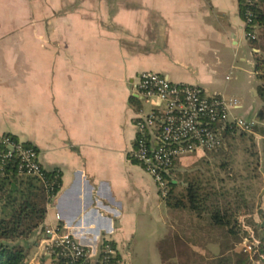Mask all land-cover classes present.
I'll list each match as a JSON object with an SVG mask.
<instances>
[{
  "label": "crops",
  "instance_id": "1",
  "mask_svg": "<svg viewBox=\"0 0 264 264\" xmlns=\"http://www.w3.org/2000/svg\"><path fill=\"white\" fill-rule=\"evenodd\" d=\"M255 38L252 47L237 0H0V136L60 174L40 231L70 233L94 264L103 244L113 264H132L134 242L169 227L165 200L132 157L137 77L237 101L220 73L241 50L240 62L264 59V28ZM262 111L244 119L264 128Z\"/></svg>",
  "mask_w": 264,
  "mask_h": 264
},
{
  "label": "trees",
  "instance_id": "2",
  "mask_svg": "<svg viewBox=\"0 0 264 264\" xmlns=\"http://www.w3.org/2000/svg\"><path fill=\"white\" fill-rule=\"evenodd\" d=\"M237 1L242 21L250 19L249 25L245 28L246 33L255 36L257 29L264 28V0H257L252 5L248 4L247 0ZM246 13L250 15L246 16ZM248 42L254 47L257 40L249 39ZM254 61V74L260 83L259 95L264 100V59L256 56ZM254 132L264 135V128L256 127ZM5 136L18 142L10 135ZM237 138L248 139L252 145L255 141L253 133H238L232 129L225 134L223 146L210 154L213 156L222 154L225 147H230ZM23 145L32 147L27 143ZM2 149L0 147V150ZM251 155L256 158V153ZM201 176L199 173L194 177L186 175L183 187L169 180V191L164 200L169 210H187L200 222L206 223L207 232L203 239L218 244L219 252L217 255L189 253L191 254L189 261L181 264H254V262L264 264V214L257 213L259 223L250 220L258 241L256 253L251 257L247 251L237 250L236 247L241 242V235H246L238 222V216L251 215L254 206L244 195V190L237 188L228 190L222 179L219 180L220 186L217 187L214 181ZM60 184V174L57 171L43 170L42 178L20 174L15 157L8 159L0 157V264H29L26 261L27 247L21 243L41 227L47 205L58 193ZM184 249L189 251V248ZM50 262L66 264L65 260L55 256ZM114 262L115 260L110 264Z\"/></svg>",
  "mask_w": 264,
  "mask_h": 264
},
{
  "label": "built area",
  "instance_id": "3",
  "mask_svg": "<svg viewBox=\"0 0 264 264\" xmlns=\"http://www.w3.org/2000/svg\"><path fill=\"white\" fill-rule=\"evenodd\" d=\"M256 1L247 0V3L252 5ZM243 23L246 28L250 19ZM246 38L254 39L255 36L246 33ZM135 88L142 101L157 100L163 104L146 114L139 111L132 151L136 163L152 177L162 200L167 197L177 160L196 152L207 155L221 148L225 134L232 129L254 133L255 123L234 113L237 101L208 95L198 86L172 83L163 75L144 72L137 77ZM0 147L3 148L0 150L1 158L17 159L20 174L42 178L39 155L33 147L6 136H0ZM54 242L53 249L57 250H53L54 256L62 258L66 264H94L90 253L70 233L62 234ZM113 260V250L108 244H103L95 264H110Z\"/></svg>",
  "mask_w": 264,
  "mask_h": 264
},
{
  "label": "rangeland",
  "instance_id": "4",
  "mask_svg": "<svg viewBox=\"0 0 264 264\" xmlns=\"http://www.w3.org/2000/svg\"><path fill=\"white\" fill-rule=\"evenodd\" d=\"M243 56L241 50L239 55L235 58L232 57L235 69L224 68L221 70L220 79L228 87L227 93L235 96L242 107L240 117L250 118L253 113H257L260 118L264 100L259 95L260 83L253 73L254 61L240 62V58ZM210 92L208 91V93ZM157 105L162 106L163 104H159L157 100L141 102L145 114ZM234 113L238 115L236 112ZM246 120L255 123L254 129L256 127L261 129V126L254 120ZM253 134L254 146L248 139L237 138L230 147H225L220 155L213 156L210 153L201 155L200 152H196L180 158L181 161L177 160V163H182L183 166L176 173L173 171L171 176L180 182L181 187L184 186L186 175L194 177L199 173L205 179L214 181L217 187L220 186L219 180L222 179L228 190L231 188L244 190V195L254 206V209L251 215L241 214L238 216V222L246 235H241V242L236 249L247 251L251 257L256 253L258 241L254 236L250 220L259 223L260 219L257 213L264 214V135L257 132ZM251 153H256V158ZM223 164L225 166L221 167ZM168 224L166 233L158 240L154 241V237H150L134 242L136 254L132 264H181L189 261V256H191L189 253L218 254L219 245L214 242H206L203 239L207 232L206 223L200 222L189 211L168 209ZM61 236L62 233L52 229H41L40 231L38 228L35 230L29 238L21 243L22 246L27 247L26 261L29 264H41V259L51 261L54 256V241ZM184 248H189L190 252ZM254 264L258 263L254 262Z\"/></svg>",
  "mask_w": 264,
  "mask_h": 264
}]
</instances>
